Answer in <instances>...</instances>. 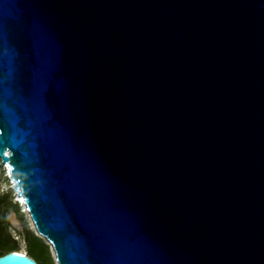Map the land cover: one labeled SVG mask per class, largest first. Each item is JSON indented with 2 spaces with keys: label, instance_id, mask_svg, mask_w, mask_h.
I'll use <instances>...</instances> for the list:
<instances>
[{
  "label": "water",
  "instance_id": "obj_1",
  "mask_svg": "<svg viewBox=\"0 0 264 264\" xmlns=\"http://www.w3.org/2000/svg\"><path fill=\"white\" fill-rule=\"evenodd\" d=\"M0 164L57 264H264V0H0Z\"/></svg>",
  "mask_w": 264,
  "mask_h": 264
},
{
  "label": "rangeland",
  "instance_id": "obj_2",
  "mask_svg": "<svg viewBox=\"0 0 264 264\" xmlns=\"http://www.w3.org/2000/svg\"><path fill=\"white\" fill-rule=\"evenodd\" d=\"M11 180L12 179L8 174V170L0 164V197H5V204H2L0 207V214L4 213L5 215L7 232L9 233L10 237L18 244V252L27 253L26 242L23 240L20 231H22L24 228H27L35 235H37V233L33 227L28 213L24 211L19 202V204L16 202V195L12 189ZM41 239L47 244V241L44 238ZM47 246L53 264H57L50 245L47 244Z\"/></svg>",
  "mask_w": 264,
  "mask_h": 264
},
{
  "label": "trees",
  "instance_id": "obj_3",
  "mask_svg": "<svg viewBox=\"0 0 264 264\" xmlns=\"http://www.w3.org/2000/svg\"><path fill=\"white\" fill-rule=\"evenodd\" d=\"M5 204V197H0V207ZM26 242V251L38 264H53L47 244L31 230L24 228L20 231ZM18 244L7 232V223L4 213L0 214V255L8 251H17Z\"/></svg>",
  "mask_w": 264,
  "mask_h": 264
},
{
  "label": "bare ground",
  "instance_id": "obj_4",
  "mask_svg": "<svg viewBox=\"0 0 264 264\" xmlns=\"http://www.w3.org/2000/svg\"><path fill=\"white\" fill-rule=\"evenodd\" d=\"M3 166L7 169V166H6V165H3ZM7 170H8V169H7ZM8 174H9V172H8ZM10 178H11V177H10ZM11 183H12V185H13V184H14V181L11 180ZM15 195H16V200H17V202H19L20 205L23 207L24 211L27 212V209H26V206H25V204H24L23 198H22L21 196H19L16 192H15Z\"/></svg>",
  "mask_w": 264,
  "mask_h": 264
},
{
  "label": "clouds",
  "instance_id": "obj_5",
  "mask_svg": "<svg viewBox=\"0 0 264 264\" xmlns=\"http://www.w3.org/2000/svg\"><path fill=\"white\" fill-rule=\"evenodd\" d=\"M17 202V201H16ZM18 203V202H17Z\"/></svg>",
  "mask_w": 264,
  "mask_h": 264
},
{
  "label": "built area",
  "instance_id": "obj_6",
  "mask_svg": "<svg viewBox=\"0 0 264 264\" xmlns=\"http://www.w3.org/2000/svg\"><path fill=\"white\" fill-rule=\"evenodd\" d=\"M19 204V203H18Z\"/></svg>",
  "mask_w": 264,
  "mask_h": 264
}]
</instances>
